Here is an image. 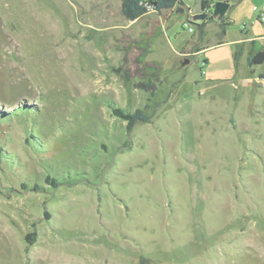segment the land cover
I'll return each mask as SVG.
<instances>
[{"label": "rangeland", "instance_id": "374dc122", "mask_svg": "<svg viewBox=\"0 0 264 264\" xmlns=\"http://www.w3.org/2000/svg\"><path fill=\"white\" fill-rule=\"evenodd\" d=\"M227 1L0 0V264H264V0Z\"/></svg>", "mask_w": 264, "mask_h": 264}, {"label": "trees", "instance_id": "16d2710c", "mask_svg": "<svg viewBox=\"0 0 264 264\" xmlns=\"http://www.w3.org/2000/svg\"><path fill=\"white\" fill-rule=\"evenodd\" d=\"M182 0H121L120 10L124 18L128 20H135L146 14L150 8L160 11L162 9L173 8ZM213 3V0H200V7L202 10H205L209 5ZM212 18L211 15H208L206 18ZM206 18L202 21L203 25ZM223 21V18L220 20ZM239 52H234V61H237ZM264 62V50H257L249 53L247 56L248 65L260 64ZM111 112L117 118L125 121V127L127 131H130L133 126L139 122H147L149 116L144 112L143 109H135L133 111H126L123 108L110 103ZM1 153V151H0ZM50 183L53 185L57 184V181L50 179ZM34 232L27 233L25 239L28 243H31L34 240Z\"/></svg>", "mask_w": 264, "mask_h": 264}, {"label": "water", "instance_id": "95a60500", "mask_svg": "<svg viewBox=\"0 0 264 264\" xmlns=\"http://www.w3.org/2000/svg\"><path fill=\"white\" fill-rule=\"evenodd\" d=\"M229 7V3L227 0H214L213 3L211 4L212 12H211V17L216 20H221L225 13L227 12ZM178 11H182L180 7L177 8ZM208 16V12H201V13H196L192 16V20H204ZM187 63V59H184L182 61V64Z\"/></svg>", "mask_w": 264, "mask_h": 264}, {"label": "built area", "instance_id": "2783aa9c", "mask_svg": "<svg viewBox=\"0 0 264 264\" xmlns=\"http://www.w3.org/2000/svg\"><path fill=\"white\" fill-rule=\"evenodd\" d=\"M257 18L261 21V22H264V4L258 9V12H257ZM184 27H186V29L189 31V32H192L193 31V27L191 25H189V23H184Z\"/></svg>", "mask_w": 264, "mask_h": 264}, {"label": "crops", "instance_id": "0c3cea01", "mask_svg": "<svg viewBox=\"0 0 264 264\" xmlns=\"http://www.w3.org/2000/svg\"><path fill=\"white\" fill-rule=\"evenodd\" d=\"M263 4H264V2L260 5V7H261ZM210 5H211V4H210ZM210 5H209V7L206 8L205 10H202L201 7H200V13H201V12H207V10L210 8ZM260 7H259V8H260ZM259 8H258V9H259ZM196 13H198V12H196ZM196 13H193V12H192L191 15H194V14H196ZM135 20H137V19H135ZM131 21H134V20H131ZM222 22H223V21H222ZM224 23H225V22H224ZM250 39H251V38H250ZM224 42H227V41H224ZM233 42H238L237 44H239V45L242 44V43H244V41L242 42V41H239V40H234ZM251 42H253V39L251 40ZM220 43H223V42H220ZM227 43H228V42H227ZM217 44H218V43H217ZM217 44H216V45H217ZM234 52H235V51H234ZM238 52H239V51H238ZM239 53L241 54V51H240ZM249 53H250V52H249ZM233 83H234V82H231V86H232ZM234 86H235V85L233 84V87H234Z\"/></svg>", "mask_w": 264, "mask_h": 264}]
</instances>
